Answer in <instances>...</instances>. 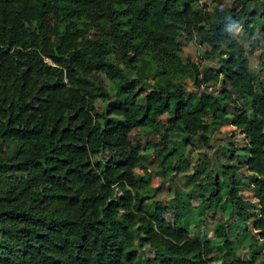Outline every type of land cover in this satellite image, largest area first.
<instances>
[{
    "label": "trees",
    "instance_id": "1",
    "mask_svg": "<svg viewBox=\"0 0 264 264\" xmlns=\"http://www.w3.org/2000/svg\"><path fill=\"white\" fill-rule=\"evenodd\" d=\"M195 2L0 0V264H211L215 254L264 264V77L241 41L262 31L264 0L220 12ZM191 38L215 67L184 53ZM261 43L264 56V33ZM225 123L242 146H213ZM133 129L156 138L142 145ZM194 141L214 148L192 161ZM151 172L182 173L191 188H176L171 205L147 185ZM192 209L200 222L220 215L215 240L182 225ZM234 230L251 256L235 254Z\"/></svg>",
    "mask_w": 264,
    "mask_h": 264
},
{
    "label": "rangeland",
    "instance_id": "2",
    "mask_svg": "<svg viewBox=\"0 0 264 264\" xmlns=\"http://www.w3.org/2000/svg\"><path fill=\"white\" fill-rule=\"evenodd\" d=\"M230 3V0H196L194 3L195 6H206L209 10L213 12H220L225 11L228 8V5ZM264 25V24H263ZM231 31L234 35H237L238 33H241V27L239 24H233L231 27ZM261 28V26H256L254 28V34L253 38L250 43H248L245 39L241 38V41L244 43V45L250 46L251 50L247 51L248 54V64L249 68L251 70H256L259 72V74L264 77V56L260 55V52L263 50L262 43H261V36L264 33V26L262 27V31L258 32L257 31ZM207 48L206 45H200L198 41L195 38H191L185 45H184V53L188 54L195 62V64L202 68V67H215L216 62L212 60L211 58L207 57L203 50ZM99 77L102 81V83L107 87V89L110 91V93H114L115 87L113 83L105 76L103 73H99ZM184 86L186 89H191L194 90L196 89V86L193 83V76L188 75ZM218 83L211 81L210 83H202L200 88L202 89H207V90H212L217 88ZM156 137L150 133H146L145 131H138L137 129H133L131 131V139L134 141L136 139H139L141 144L143 145L149 140H154ZM213 141L212 144L213 146H217L216 144L218 143H225L227 141H234L236 144L239 146H242L246 142V138L241 131L234 127L233 125L229 123H225L220 125L215 132L213 133ZM214 147L208 148L201 142H191L188 146V150L190 152V157L192 161H195L196 158V153L197 152H202L206 151L208 154L212 151ZM144 152H149L151 158L153 159L150 164L149 168H154L157 166V162L155 160V150L153 149L152 146H148L147 149L142 150ZM235 163H243L242 157L238 159L233 160ZM240 170H242L244 173L241 174V178L246 177V169L244 165L241 166ZM191 171V167L187 170V172ZM143 173L141 168H136L135 169V174L137 176H140ZM147 185L154 186L156 187L155 190V197L157 199H163L166 200L168 203L171 205H175V201L173 200V197L175 196V190L176 188L179 189L180 192H185L188 191L191 188V183H186L185 179L182 176V173H176L171 179H162V177L157 173V172H151ZM244 197L249 198L255 201V199L252 196V189L245 187L242 189ZM183 195V193H182ZM183 200L187 203L190 204V206H195L198 203V199L192 198V199H187L183 197ZM229 210L225 211L223 215H227ZM173 215L172 211H168L166 213V216L169 218L171 221V217ZM199 215L192 209L190 211V215L182 218L181 223L184 227H186L189 231L190 234L197 238V239H203V238H210L211 240H215V235L212 230V226L214 223H216L220 215L218 213H208L206 216V219L204 222H200L198 219ZM250 224V223H249ZM243 235L238 231L234 230L233 235H232V241L233 244L237 245L236 248V255H239L241 257H247L251 256L250 249L247 246V243L243 242ZM148 254H151L150 251H148ZM260 253L258 254L257 257H260ZM211 264H222V261L220 260L219 254L214 255V259Z\"/></svg>",
    "mask_w": 264,
    "mask_h": 264
}]
</instances>
